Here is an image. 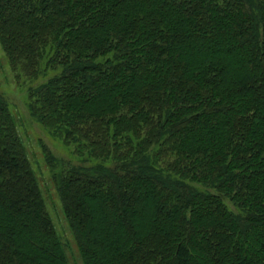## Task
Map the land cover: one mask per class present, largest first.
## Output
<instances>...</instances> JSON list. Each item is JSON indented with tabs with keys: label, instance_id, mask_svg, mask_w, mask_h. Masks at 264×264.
Listing matches in <instances>:
<instances>
[{
	"label": "trees",
	"instance_id": "trees-1",
	"mask_svg": "<svg viewBox=\"0 0 264 264\" xmlns=\"http://www.w3.org/2000/svg\"><path fill=\"white\" fill-rule=\"evenodd\" d=\"M82 264H264V0H0ZM0 264H70L0 94Z\"/></svg>",
	"mask_w": 264,
	"mask_h": 264
},
{
	"label": "rangeland",
	"instance_id": "rangeland-1",
	"mask_svg": "<svg viewBox=\"0 0 264 264\" xmlns=\"http://www.w3.org/2000/svg\"><path fill=\"white\" fill-rule=\"evenodd\" d=\"M52 74L39 75L36 80L26 81L11 70L8 59L0 43V94L5 98L9 110L14 118L16 132L23 144L31 168L33 169L48 211L70 264H82L79 251L74 241L69 224L64 216L61 201L51 178V170L45 161L47 152H51L58 159L81 163V158L74 151V146L64 144L39 124L29 114V98L27 90L35 86Z\"/></svg>",
	"mask_w": 264,
	"mask_h": 264
}]
</instances>
